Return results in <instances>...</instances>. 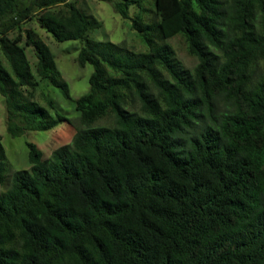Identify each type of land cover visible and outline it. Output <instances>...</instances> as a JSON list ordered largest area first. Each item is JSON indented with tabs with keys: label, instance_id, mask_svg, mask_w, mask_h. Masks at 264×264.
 Returning a JSON list of instances; mask_svg holds the SVG:
<instances>
[{
	"label": "trees",
	"instance_id": "obj_1",
	"mask_svg": "<svg viewBox=\"0 0 264 264\" xmlns=\"http://www.w3.org/2000/svg\"><path fill=\"white\" fill-rule=\"evenodd\" d=\"M99 1L143 50L90 39L101 24L69 0H0L12 137L68 122L43 85L70 96L37 35L11 33L35 18L93 67L69 144H28L7 180L0 137V264H264V0Z\"/></svg>",
	"mask_w": 264,
	"mask_h": 264
},
{
	"label": "rangeland",
	"instance_id": "obj_2",
	"mask_svg": "<svg viewBox=\"0 0 264 264\" xmlns=\"http://www.w3.org/2000/svg\"><path fill=\"white\" fill-rule=\"evenodd\" d=\"M69 2L101 24V29L89 33L90 39L101 42L108 41L114 44L125 43L128 49L135 51L144 49V44L130 28L131 22L122 19L114 11L111 4L99 0H69ZM138 12V9L131 8L130 17H133ZM26 30L34 32L48 47L54 57V62L61 78L67 84L70 99H66L58 89L53 87L43 85V89L57 103L60 110L59 115L68 120V122L59 124L49 131H28L18 137H12L7 131L5 104L0 95V137L8 162V168L4 173L7 180L10 179L12 172L29 169L28 144L35 145L41 151L43 159L47 160L55 149L70 143L75 133L78 117L74 111L73 100L88 91L89 77L93 72L91 65L80 68L75 62L78 50L82 46L80 41L56 42L50 34L39 27L35 18L22 24L19 30L11 33L9 37H16L18 33L23 35ZM170 43L176 51V59L180 65L185 69H192L196 64V60L185 53L180 40L176 39L170 41ZM25 52L29 66L33 71L35 59L32 50L28 48Z\"/></svg>",
	"mask_w": 264,
	"mask_h": 264
}]
</instances>
